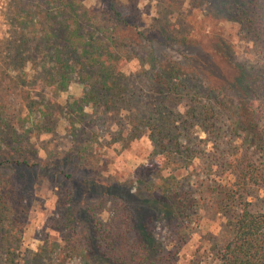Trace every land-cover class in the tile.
Returning <instances> with one entry per match:
<instances>
[{
	"label": "trees",
	"instance_id": "1",
	"mask_svg": "<svg viewBox=\"0 0 264 264\" xmlns=\"http://www.w3.org/2000/svg\"><path fill=\"white\" fill-rule=\"evenodd\" d=\"M109 4L101 17L77 12L73 3L65 5L61 17H48L44 52L54 72L48 77L58 93L77 80L83 86L82 104H102L124 114L128 137L146 135L154 153L121 181L98 167L93 144L99 139L73 129L68 151L53 165L73 180L72 189L63 187L56 199L52 228L59 239L41 248L39 256L52 254L50 264H175L196 208L210 193L219 197L228 227L225 239L210 245L214 260L264 264V212L251 208L246 191L264 188V0L198 3L208 22L239 26L238 37L247 44L242 59L219 34L206 36L208 47L200 56H180L195 46L192 40L166 31L150 37L128 21L120 5ZM131 16L139 24V13ZM155 42L178 54L157 55ZM123 59L137 61L140 69L127 78L120 70ZM46 109L41 108L43 115H49ZM83 121L79 116L77 122ZM4 126L0 224L9 245L2 264H18L15 252L28 213L23 195L28 181L19 185L18 175L22 167L34 165L26 160L34 150ZM227 137L236 144L230 147ZM197 160L207 165L176 176L175 171ZM214 162L220 177L226 172L234 177L235 189L200 178V171H212Z\"/></svg>",
	"mask_w": 264,
	"mask_h": 264
},
{
	"label": "rangeland",
	"instance_id": "2",
	"mask_svg": "<svg viewBox=\"0 0 264 264\" xmlns=\"http://www.w3.org/2000/svg\"><path fill=\"white\" fill-rule=\"evenodd\" d=\"M0 1V125H5V131L13 129L21 144H30L34 150L26 158L34 165L22 167L18 175L19 185L21 181H28L27 190L23 191L28 213L15 259L18 264H50L52 254L39 256L42 252L40 249L59 239L52 228L57 195L63 187L72 189L73 185V180L67 179L53 165L58 163L57 158L68 151L73 129L80 134L87 132L91 139H99L93 144L98 167L104 175H113L121 181L128 179L140 165L147 164L154 148L146 135L128 137L129 127L125 116L116 109H106L102 104H82L83 86L77 80H73L67 90L56 92L48 77L54 76L52 62L44 52L46 26L50 22L48 17H61L59 13L64 14L63 8L67 3H73L77 12L91 11L101 17L109 9V3L114 2L120 5L131 24L146 31L150 37L160 38L159 34L166 31L192 40L195 46L181 51L180 56L185 53L200 56V52L208 47L207 35L219 34L229 41L237 59L246 55L247 44L239 39V26L236 23L222 22L218 25L205 20L204 8L198 4L200 0H173L172 5H169V0ZM133 12L139 13V24L137 18L131 16ZM152 45L157 55L178 54L173 49L162 47L159 42ZM120 65L126 77L140 69L137 61L123 59ZM44 106L49 115L41 113ZM79 116L84 118L81 123L77 122ZM200 136L206 137L205 134ZM225 141L229 142L230 147L236 144L228 137ZM203 146L210 149L209 144L203 143ZM215 163L211 166L212 171L202 169L200 178L208 179L209 185L231 186L235 182L234 177L231 174L227 177V172L221 174L224 178L220 177ZM205 165L204 160H197L195 164L175 173L182 177L186 172ZM166 173L169 174L168 171ZM231 187L235 189L237 186ZM246 191L251 208L264 212V188L249 186ZM219 202L217 195L208 193L204 196L190 225L189 239L173 258L175 264H218L210 245L222 242L228 231L227 216L219 211ZM4 239L9 237L0 224V264L9 245ZM74 264L81 262L75 260Z\"/></svg>",
	"mask_w": 264,
	"mask_h": 264
},
{
	"label": "built area",
	"instance_id": "3",
	"mask_svg": "<svg viewBox=\"0 0 264 264\" xmlns=\"http://www.w3.org/2000/svg\"><path fill=\"white\" fill-rule=\"evenodd\" d=\"M1 2V1H0ZM0 9H1V3H0Z\"/></svg>",
	"mask_w": 264,
	"mask_h": 264
}]
</instances>
